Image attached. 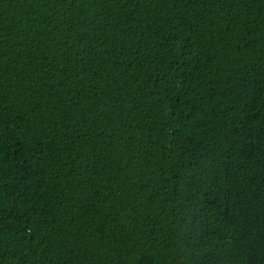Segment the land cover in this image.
I'll use <instances>...</instances> for the list:
<instances>
[{
    "label": "trees",
    "instance_id": "16d2710c",
    "mask_svg": "<svg viewBox=\"0 0 264 264\" xmlns=\"http://www.w3.org/2000/svg\"><path fill=\"white\" fill-rule=\"evenodd\" d=\"M0 264H264V0H0Z\"/></svg>",
    "mask_w": 264,
    "mask_h": 264
}]
</instances>
